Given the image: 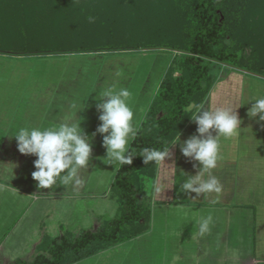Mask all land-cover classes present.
<instances>
[{"label": "rangeland", "instance_id": "1", "mask_svg": "<svg viewBox=\"0 0 264 264\" xmlns=\"http://www.w3.org/2000/svg\"><path fill=\"white\" fill-rule=\"evenodd\" d=\"M26 1L27 0H23V3ZM39 1L40 2L37 3L36 12L38 13L40 27L45 32L42 36H50L49 38L52 39L53 36L58 35L60 37H70L74 41H77V39L79 41H84L96 35V45L103 49L108 47L135 48L152 46L154 43H149V41L152 40L149 39L146 34L156 37L153 33L158 32H161L160 35L167 37V40L170 41L172 38L169 36H174L173 32L175 31L177 32L175 34L180 36L182 40L191 33L193 27L191 21L186 17L187 15L184 14L186 11V0H164L165 6L169 7L170 10L167 8H165V10L161 9L158 4L154 3L148 4L149 6L143 4L148 2L146 0H136L137 2H141L137 4V7L133 6L135 4L125 3V1L122 0H97L100 1L97 2L100 5H95V7L92 8L90 7L92 3L88 2L89 0ZM70 1H76V3H67ZM65 3H67V7L69 6L64 9L69 11L68 14L70 15V19H65L61 22L59 14H57L55 10H57L56 8L58 7H62ZM74 5H77L78 8L73 7ZM21 6L25 7V5ZM132 7L136 8L132 10ZM160 10L163 12L161 15L163 18H154L155 15H159ZM163 10L167 12H173L175 10L176 16H179V18H164L165 13ZM221 17L223 21L225 20L230 38L234 41L235 48L239 50L243 48L244 51L250 50L245 44L249 41L254 44L252 36H258L259 33L264 32V0L226 1L223 4ZM89 19H91L93 23H98L91 25L90 21H88ZM141 19L143 24H137L139 22L138 20ZM0 22H5V20L0 18ZM140 32H144V35L140 34ZM18 37L23 39L24 37H28V35L24 32ZM2 38L8 39L10 35L3 33ZM30 38L34 39V37ZM254 39L259 41L260 37ZM159 41L161 42V40L156 41L158 44H155V46H165L164 43H160ZM151 50L152 49H145V51L139 52H123L122 54L102 52L86 53L77 56L60 54L31 58L0 56V78L4 74H8L11 69V79L24 81L25 78L28 77L29 69L32 68L29 78L26 81L27 83L25 84L27 88L24 89V94L22 95L23 102L29 99V94L34 92L37 88V83L42 82L43 87L51 89L49 90L51 97L47 98L50 103L47 106L49 113H53V115L56 116L62 113L76 115L79 110L82 109L83 103H85L86 100L85 97L88 96L93 88L92 85H94L96 79L100 77L101 69L103 68L102 65L105 63L102 58H110L109 56L112 57L123 54L136 55L135 57H139V66H142V59H146V57L154 58L157 56L160 61L153 71L150 86L146 88L144 93L138 96L137 104H134L136 105L135 114L139 120L142 121L147 113L149 105L155 98L167 68H170L172 64L177 65L178 68L179 65L176 61L182 58L168 48ZM174 56L177 57L175 58ZM177 58L178 60H176ZM14 64L24 67L13 68V66H15ZM231 70L232 68L227 66H221L215 63L211 65V72L216 83L214 99L220 97L222 90H225V95L229 94L232 97H234L237 92H240L241 85L239 83L226 79L230 76ZM243 70L246 72H258L254 68H243ZM223 75L225 79H220ZM245 76H247V80L251 82L248 83V81H246L249 86L246 88L244 87L245 90L241 89V92H243L242 95L248 99L264 97V78L253 74ZM70 80H77L74 81V84L78 87L67 89ZM1 81L2 79H0V101L3 100V96H7V101L11 100L8 98L13 97V95L5 93ZM58 83L59 87L62 89L60 90L58 88L59 91L55 92L53 89ZM44 91L45 90H42V92ZM53 93H55V95ZM84 98L85 100H83ZM65 102L73 103L71 109L66 106ZM252 104L253 102L247 101L242 108L247 121L252 117L249 115ZM1 106L3 107V105L0 104V107ZM231 107L233 108V106ZM0 112L4 117L10 116L13 112V106L10 104L9 106L4 105ZM258 123L262 125L264 124V120ZM105 155L106 150L102 146L92 171L89 172L87 176L88 183L86 190L79 195L81 202L78 204H81L80 206L77 203L74 205V203L68 202L64 203L62 206L59 204L57 205V203H48V206L39 204L38 207L35 206L32 208L31 212L26 216L27 218H25H33L34 225L32 229L37 231L35 239L34 241L32 240V243L28 244L30 245L29 247H22L23 242H21V240L24 241L23 237L25 233L18 230L26 229V221L22 223L20 228L15 231L12 237L5 243L6 253L3 255L4 258H2L3 256L1 257L2 261L5 259V264L32 262L46 247L49 248L52 240L58 238V223L65 225L71 224V226L76 224L73 226V230L70 231L60 228L62 230L60 236L68 233L76 236L83 232V230H100L105 227L109 221L120 217L125 212V205L113 197L111 187L117 170H114V166L103 163V157ZM0 156H2L0 159L1 164L4 159L5 161L11 160L10 158L13 156V153L3 152ZM15 169L16 168L7 170L8 174L5 170H0V190H5L6 192H9V188H14L13 191L16 189L20 190V185L16 184L17 181H13L12 177L9 175V172ZM197 171L198 170L193 169L183 172V170L178 168L176 183L183 182L190 175L197 174ZM28 178L29 176L26 175L25 179ZM149 180H146L143 186L145 194L150 193L149 190L152 189V185L150 184L151 181ZM182 187L183 183L180 188ZM29 188L30 190L27 191L30 201L38 195L42 196L43 192L39 190L40 188L38 186H34L33 189L36 190H32L31 187ZM149 196H152V192ZM198 196L193 194L187 199L189 200L187 204L178 205V207L188 208V210H190L188 211L189 213L182 211L184 216H181L180 213H176L179 216H172L168 214L167 211H157L153 209V218L150 222L152 228L151 232L147 231L135 239L112 246L103 252H99L75 264H219V262L226 261V258L222 256L223 253L225 255L229 254L230 257V255L237 250H222V248H220L222 240L219 233H211V244L206 242L209 244V247L205 246L201 238L199 241L195 238L193 240L191 239L192 237H199L196 232L199 225L196 221L206 218L201 214L205 206L203 198L198 199ZM76 198L79 197L77 196ZM147 200L148 199H144V202L148 203L150 201ZM156 205H158V203H156ZM20 213V211L12 209V205H8L7 202L2 203L0 200V235L3 233V220L10 218L11 222L15 224L14 218ZM19 216H21V214ZM10 226L7 224L4 227L7 228ZM178 232L180 233L179 235ZM202 236L203 235H201V237ZM48 248H46V251ZM238 251L237 256L239 253L242 254V250ZM243 251L244 254L250 253L251 249H244ZM263 254V250H255V258L261 257L263 259Z\"/></svg>", "mask_w": 264, "mask_h": 264}, {"label": "crops", "instance_id": "2", "mask_svg": "<svg viewBox=\"0 0 264 264\" xmlns=\"http://www.w3.org/2000/svg\"><path fill=\"white\" fill-rule=\"evenodd\" d=\"M123 55L102 58L105 63L102 65L103 68L101 69L100 77L96 79L94 85H92L93 88L89 92L87 96L88 98L85 97L86 100L85 98L83 99L85 100V103H83L82 113L80 112L78 115L83 118L81 126L89 136H92V134L96 132L98 125L101 123L98 118L99 112L96 107L98 103L96 100L97 92L112 85H115L116 87H127L131 93L129 103L135 111L136 105L134 104H137L138 96L144 93L146 88L150 86L153 71L156 69L158 62L160 61L157 56L154 58L146 57V59H142L143 65L139 66V57L128 54ZM23 67L24 66L18 64L13 66V68ZM31 69L32 68L29 69L28 77H26L24 81L11 79V69L8 74H4L0 78L2 79L1 82L3 83L5 93L13 95V97L8 98L11 100L7 101V96H3V100L0 101V104L3 105V107L4 105L9 106V104L13 106V112L10 116L4 117L0 112V155L3 152L13 153V156L10 158L11 160H3L0 164V170H5L7 173V170L16 168L12 172L10 171L9 175L12 177L13 181H17L16 184L20 185V190L16 189L13 191L14 188H9V192L0 190V200L2 203L7 202L8 205H12V209L21 212V216H19L20 214H17L14 218L15 224L11 222L10 218L3 220V233L0 235V264H5V259L2 261V258H4L3 255L6 253L5 243H7L8 239L12 237V234H14V232L17 231L25 221L26 229L18 230L25 233V236L23 237L24 241L21 240V242H23L22 247L27 248L30 246L28 244L34 241L37 231L32 229L34 225L33 218L26 219V216L31 212L33 207H38L39 204H45L48 206V203H57V205L59 204L62 206L64 203L68 202L74 203V205L81 202L79 195L86 190L88 183L87 176L89 175V172L92 171L95 160L102 148L103 137L102 135L97 134L92 142V162H90L86 168L80 170L79 179L81 182L79 184L72 182L64 186L59 185L58 182L59 186L45 188L44 190L40 188L39 190L43 192L42 196L38 195L30 201L27 190H30L29 187H31L32 190H36L33 188L38 184V182L32 178V172L36 170L34 167V161L37 157L20 153L17 147V140L11 135L14 134L15 130L25 126H58L62 120L75 118L77 115L62 113L56 116L53 115V113H49L47 106L50 103L47 98L51 97L49 93V90L51 89L43 87L42 82L37 83V88L34 92L29 94V99L24 100L23 102L22 95L24 94V89L27 88L25 87V84L27 83L26 81L29 78ZM245 75L250 74L232 69L230 76L226 79L239 83L241 89L245 90V88L249 86L248 83L251 82L250 80H247V76ZM220 79H225L224 75ZM74 81L77 80H70L68 82L69 87L67 89L78 87L75 86L76 84H74ZM246 81H248V83H246ZM215 87L216 83L212 87L203 106L205 108L225 107L235 110L241 120V129L239 135L234 139H224L221 137V159L218 161L217 168L212 170L220 183L221 192L219 194L212 193L208 196L200 194L201 197L200 195H197L198 199L203 198L205 204L203 208L204 211H202L201 214L205 217L211 216L212 220L207 232L201 233L199 228H197L196 232L199 237H192L191 239L193 240L195 238L199 241L201 238L203 243H205V246L209 247V244H211V233H219L222 240V245L220 247L222 250H237L233 252L230 257L229 254L225 255L223 253L222 256L226 258V261L219 262V264H264V258H255V250L264 251V124L260 125L258 123L261 121L259 116H256L255 118L250 117L248 121L245 119L242 109L243 105H245L247 101L253 102L255 97L251 99L245 98L240 89V92H237L234 97L229 94L225 95V90H222L220 97L214 99L216 91ZM58 88L60 90L62 89L59 87V83L53 90L55 92L59 91ZM42 90L45 91L42 92ZM53 94L55 95V93ZM65 104L69 109H71V106L73 105V103L70 102H65ZM151 104L149 105V108ZM231 106H233V108ZM3 107H0V111ZM143 120L141 121V124ZM194 134H197V125L191 119L188 125L180 133L181 143ZM213 134L215 135V132H213ZM1 158L2 156H0V159ZM194 164L198 165V162L185 157L181 153L179 143L171 146L170 157L166 158L157 166L156 176L152 180H149L151 181L150 184L152 185V189L149 190L150 193L145 194L143 198L150 200L152 218L153 209L157 211H167V213L172 216H179L176 213H180L181 216H184L182 211H190L188 208L178 207V205L187 204L189 201L187 199L195 193L188 192L184 190L183 187L180 188L182 183H184L188 177L183 182L176 183V174L178 168L183 170V172L193 169L198 170V167H194ZM26 175L29 176L28 179H25ZM157 187L160 189L158 192L156 191ZM151 192L152 196L150 197L149 195ZM77 196L79 198H76ZM156 203H158V205H156ZM78 205L80 206L81 204ZM7 224L11 226L5 228L4 226ZM75 225L76 224H73L71 226V224L65 225L58 223V237L62 232L60 228L70 231L73 230V226ZM151 230L152 228L150 225L148 231L151 232ZM179 234L180 233L178 232V235ZM201 235L203 236L201 237ZM243 248L251 249L250 253L244 254ZM238 250H242V254L239 253L237 256V252H239Z\"/></svg>", "mask_w": 264, "mask_h": 264}, {"label": "trees", "instance_id": "3", "mask_svg": "<svg viewBox=\"0 0 264 264\" xmlns=\"http://www.w3.org/2000/svg\"><path fill=\"white\" fill-rule=\"evenodd\" d=\"M27 1L23 3V0H0V18L5 20V22H0V56L31 58L60 54L77 56L102 52L122 54L123 52L145 51V49L168 48L182 57L179 60L176 59L178 68L173 64L170 68L168 67L141 124V130L132 144V151L137 156L143 148L170 147L173 138L177 137L188 125L192 118L188 116L189 113H183L182 109L193 102L204 104L215 83L211 72L213 63L243 72H246L243 68H254L258 72L247 71V73L264 78V32L259 33L258 36H252L254 44L250 41L245 44L250 50L235 48L225 20L223 21L221 17L223 4L230 0H186L184 14L187 15L193 27L191 33L182 40L175 34L177 33L175 31L174 36H169L172 38L170 41L167 37L161 36V32L153 33L156 37L147 35L145 32L146 36L152 40L149 43H154L152 46L108 47L105 49L96 45V35L84 41L78 39L74 41L70 37L58 35L53 36L52 39L49 38L50 36H42L45 32L40 27L36 12L37 3L40 1ZM122 1L135 4L133 6L136 7L141 3L136 0ZM146 1L148 2L143 4L154 3L158 4L161 9L170 10L165 6L164 0ZM88 2L92 3L91 8L100 5L97 3L100 1L97 0ZM67 3L75 4L76 1ZM67 3L55 10L61 22L70 19L69 11L64 9L69 7L66 6ZM136 7H132V10ZM164 13V18H179L175 10L173 12L164 11ZM162 14L160 10L159 15H155L154 18H163ZM88 21L91 25L98 23H93L91 19ZM138 21L137 24H143L142 19ZM24 32L28 37L20 39L18 36ZM3 33L9 34L10 38H2ZM143 33L140 32V34ZM257 37H260L259 41L254 39ZM157 40H161L159 42L164 43L165 46H155L158 44ZM157 166L154 163L145 165L142 157H136L131 165L121 166L117 170L111 190L113 197L125 205V212L120 217L112 219L105 227L97 231L83 230L76 236L71 233L63 234L52 240L49 248L46 247L47 251L45 248L32 262L16 264H75L147 232L150 228L152 213L150 202H144L143 186L146 180H151L156 176Z\"/></svg>", "mask_w": 264, "mask_h": 264}, {"label": "clouds", "instance_id": "4", "mask_svg": "<svg viewBox=\"0 0 264 264\" xmlns=\"http://www.w3.org/2000/svg\"><path fill=\"white\" fill-rule=\"evenodd\" d=\"M97 93L96 107L101 123L92 136L87 135L81 126L83 118L78 114L82 109L75 118L62 120L58 126H25L11 135L17 140L20 153L37 157L32 178L38 182L39 188L65 186L72 182L79 184L80 170L92 160L93 139L100 134L103 137L102 146L106 150L103 163L114 166V170L131 165L136 157H142L145 165H160L170 157L171 146L179 143L181 153L198 162V165L194 164V167H198L197 174L185 180L183 189L205 196L221 192L220 183L212 170L217 168L221 159V137L234 139L239 135L241 120L235 110L225 107L205 108L202 104L189 103L182 112L189 113L188 116L196 123L197 134L182 143L179 134L173 138L170 147L143 148L137 156L132 151V144L141 130V121L129 103V89L112 85ZM253 102L249 115L264 120V97L254 98ZM159 190L157 187L156 191ZM211 220L212 217L208 216L196 221L201 233L208 231Z\"/></svg>", "mask_w": 264, "mask_h": 264}]
</instances>
